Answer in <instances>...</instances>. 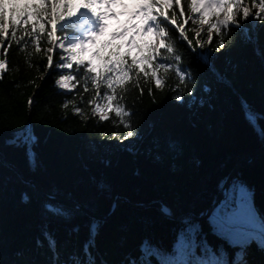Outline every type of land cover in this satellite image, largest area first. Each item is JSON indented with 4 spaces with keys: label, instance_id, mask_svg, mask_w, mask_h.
<instances>
[{
    "label": "trees",
    "instance_id": "1",
    "mask_svg": "<svg viewBox=\"0 0 264 264\" xmlns=\"http://www.w3.org/2000/svg\"><path fill=\"white\" fill-rule=\"evenodd\" d=\"M245 4L252 13L257 11L252 0ZM237 18L244 23L242 15ZM185 27L198 25L189 21ZM187 35L195 46V33L189 30ZM200 39L207 40L206 31ZM218 42L214 33L213 43L205 45L201 57L185 51L183 62L190 63L195 86L191 79L180 83L171 71L162 89L146 83L143 74L139 87L128 86L123 104L134 113L137 135L128 139L132 145L123 139L127 130L114 111L107 120L93 114L94 105L87 101L94 93L84 92L82 81L71 92L55 84L62 72L46 67L43 52L35 53L30 43L24 49L23 42L13 43L6 57L0 51V58L9 61L0 74V156L7 162L0 160V264H76L72 256L79 264H128L129 257L143 255L145 242L171 248L184 226L176 217L207 208L243 159L232 181L254 192L260 225L264 220V20L246 24L245 32L232 27L225 37L228 47L208 55ZM46 46L45 38L41 48ZM58 59L59 54L54 56ZM176 95L183 100H176ZM66 102L74 103L64 107ZM97 102L103 104L100 98ZM75 107L82 113H76ZM27 126L36 137L35 163L27 155V145L17 148L6 143ZM45 194L76 206L60 203L68 215L54 221ZM154 202L168 208L171 216L151 205ZM98 215L106 216L95 218ZM190 220L198 230L193 242L206 239L228 264L242 249L246 264H264L259 239L229 245L228 232L217 219ZM45 231L55 241L53 247ZM90 240L93 244L86 252ZM152 264H157L155 258Z\"/></svg>",
    "mask_w": 264,
    "mask_h": 264
},
{
    "label": "snow or ice",
    "instance_id": "2",
    "mask_svg": "<svg viewBox=\"0 0 264 264\" xmlns=\"http://www.w3.org/2000/svg\"><path fill=\"white\" fill-rule=\"evenodd\" d=\"M130 2L133 10L129 13L127 26L111 32V40L100 42L98 37L103 36L108 28L106 17L116 13L98 9L124 4V0H0V51L6 57L13 43L20 45L23 42L24 49L30 43L35 53L43 52L48 69L69 71L67 75H59L55 84L71 92L82 81L83 91L94 93L87 101L94 105L93 114H99L100 120H107L109 112L114 111L127 130L123 139L128 140L135 137L137 131L131 119L134 113L125 110L124 93L129 91V85L139 87L141 74L146 83L154 82L158 89L164 87L170 71L175 72L180 83L184 84L186 79H191L195 86L196 80L192 79L193 74L189 71L190 63L183 62L185 51L192 53L194 58L203 56L205 45L213 43L215 33L219 42L215 48L208 50V55L220 53L228 47L225 37L230 36L232 27L245 32L246 24L251 26L258 20H264V0H252V6L257 9L255 13L246 6L245 0ZM81 9L87 11L80 12ZM77 13H80L77 20H71ZM241 15L244 23L237 18ZM189 21L198 25V28L186 29ZM189 30L195 33V46L193 40L188 38ZM58 31L63 35H58ZM205 31L207 40L202 41L200 37ZM45 38L47 46L42 49L41 42ZM117 39L121 42L114 43ZM89 45H98L92 53L99 60L98 64L88 56ZM58 54L59 59L54 60V56ZM8 63L5 58H0V74L7 70ZM70 70H74L76 74H71ZM140 91L143 94L144 89L141 88ZM148 91L151 93L152 89L149 88ZM191 92L192 89H189V95ZM80 98L83 100V96ZM97 98L102 99L103 104L98 103ZM175 99L182 101L183 96L176 95ZM28 103H33L32 98H29ZM68 103L74 102H66L64 107ZM74 110L78 114L83 111L80 107H75ZM35 139L31 127L27 126L13 133V138L6 143L17 148L27 145V155L35 163V154L32 151ZM254 195L243 183L232 181L231 187L225 193V199L215 209L219 223L226 232L244 234L249 239L253 236L258 216L254 207ZM46 209L54 221L68 215L67 207L55 200L49 201ZM167 214L171 215L170 212ZM182 224L184 226L178 230L171 248L145 242L141 248L143 255L129 257L128 264H152L153 258L157 264H228L224 254L212 249L206 239L203 242H193L198 230L190 219L184 218ZM259 229V243L264 248V220L260 221ZM44 236L50 247H53L55 241L51 234L45 231ZM92 244L93 241L90 240L85 245L86 252ZM235 255L236 258L231 264H246L243 249ZM70 259L79 264L76 256Z\"/></svg>",
    "mask_w": 264,
    "mask_h": 264
},
{
    "label": "water",
    "instance_id": "3",
    "mask_svg": "<svg viewBox=\"0 0 264 264\" xmlns=\"http://www.w3.org/2000/svg\"><path fill=\"white\" fill-rule=\"evenodd\" d=\"M0 160H1L2 162H4L5 164H7V162L5 161V159H4L2 156H0ZM244 163H245V159L241 160V162H239V163H238V164H237V165H236V166H235V167L229 172V174L227 175V177H226V179H225V181H224V183H223V185H222L220 191L225 190V189L228 188L229 183H230L232 177L234 176V174L239 170V168H240ZM35 186L37 187L38 191H39L40 193L43 194V192H42V190L40 189V187H39L37 184H35ZM220 191L218 192L217 196L215 197V200L213 201V203L210 204L209 207L205 208V210H203L201 213H199V214H194V213H192V212H190V213H183V214H181L180 216L176 217V219H177V220H181V219H183V218H190V219H193V220H195V221H199V220L203 219V217L207 216L210 212H212V209H214V208L219 204V202H220V200H221ZM43 195H44V194H43ZM45 197H46L47 199H49V200H55L56 202L64 203V204H67V205H69V206H76L75 203H74L73 201H71V200L62 199V198L54 197V196H49V195H46V194H45ZM151 205L156 206V207H157L158 209H160V211H162V212L166 209V208H165L160 202H154V203H152ZM83 210H84V209H83ZM166 210H167V209H166ZM84 211H85V210H84ZM167 216H170V215L167 214ZM96 218H98V219H103L104 217L98 215V216H96Z\"/></svg>",
    "mask_w": 264,
    "mask_h": 264
},
{
    "label": "rangeland",
    "instance_id": "4",
    "mask_svg": "<svg viewBox=\"0 0 264 264\" xmlns=\"http://www.w3.org/2000/svg\"><path fill=\"white\" fill-rule=\"evenodd\" d=\"M114 8L111 10V8ZM102 12H114L116 15H109V21L107 22L108 28L105 31V34L103 37L107 38V40L111 39L110 33L116 30H120L123 27L127 26L128 20L130 19L129 13L133 10V5L130 2V0H124V4H114L111 5L110 8L108 6L101 7ZM81 12H84L83 9L80 10ZM117 42H121L119 39L116 40ZM95 48V45H89V51H88V56L93 59L94 63L98 64V59L93 57L92 53ZM126 144L132 145L133 141L132 140H127Z\"/></svg>",
    "mask_w": 264,
    "mask_h": 264
},
{
    "label": "bare ground",
    "instance_id": "5",
    "mask_svg": "<svg viewBox=\"0 0 264 264\" xmlns=\"http://www.w3.org/2000/svg\"><path fill=\"white\" fill-rule=\"evenodd\" d=\"M225 193H226V190H222V191L220 192L221 197H224V196H225Z\"/></svg>",
    "mask_w": 264,
    "mask_h": 264
}]
</instances>
